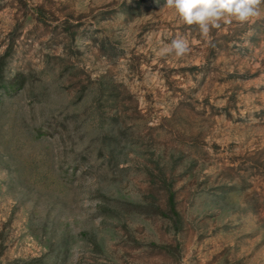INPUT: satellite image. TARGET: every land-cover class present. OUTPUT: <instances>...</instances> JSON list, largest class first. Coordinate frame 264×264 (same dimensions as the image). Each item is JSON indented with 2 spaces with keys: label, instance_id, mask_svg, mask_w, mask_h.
I'll list each match as a JSON object with an SVG mask.
<instances>
[{
  "label": "rangeland",
  "instance_id": "374dc122",
  "mask_svg": "<svg viewBox=\"0 0 264 264\" xmlns=\"http://www.w3.org/2000/svg\"><path fill=\"white\" fill-rule=\"evenodd\" d=\"M164 4L0 0V264H264V18Z\"/></svg>",
  "mask_w": 264,
  "mask_h": 264
},
{
  "label": "clouds",
  "instance_id": "9594fccd",
  "mask_svg": "<svg viewBox=\"0 0 264 264\" xmlns=\"http://www.w3.org/2000/svg\"><path fill=\"white\" fill-rule=\"evenodd\" d=\"M163 7L173 9L182 24L198 29L209 44L213 30L233 22L245 24L264 18V0H165ZM190 51L188 39L178 35L163 44L157 55L181 58Z\"/></svg>",
  "mask_w": 264,
  "mask_h": 264
},
{
  "label": "trees",
  "instance_id": "16d2710c",
  "mask_svg": "<svg viewBox=\"0 0 264 264\" xmlns=\"http://www.w3.org/2000/svg\"><path fill=\"white\" fill-rule=\"evenodd\" d=\"M110 94H111V92H110ZM157 171H158V174L155 175V177H158L159 181L163 182L164 179L162 178V176L164 174L159 170L158 167H157ZM154 183H156V182H154ZM165 188L169 189L167 186H165ZM149 205H150L151 209H153L154 211H157L159 213H165L163 210L160 209L159 204H156L154 200L149 201ZM165 205H166L165 211H167L168 213H171L173 215V217H171L173 221H177L178 218H175L176 217L175 216L176 210H175L174 194H173V192H169V190H167V194L165 196Z\"/></svg>",
  "mask_w": 264,
  "mask_h": 264
}]
</instances>
